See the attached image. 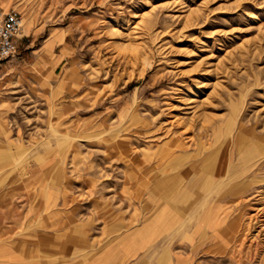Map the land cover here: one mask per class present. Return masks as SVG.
<instances>
[{"label":"rangeland","instance_id":"rangeland-1","mask_svg":"<svg viewBox=\"0 0 264 264\" xmlns=\"http://www.w3.org/2000/svg\"><path fill=\"white\" fill-rule=\"evenodd\" d=\"M0 10V264H264V0Z\"/></svg>","mask_w":264,"mask_h":264},{"label":"built area","instance_id":"built-area-1","mask_svg":"<svg viewBox=\"0 0 264 264\" xmlns=\"http://www.w3.org/2000/svg\"><path fill=\"white\" fill-rule=\"evenodd\" d=\"M23 17L14 10H0V62L11 60L19 50L17 38L23 31Z\"/></svg>","mask_w":264,"mask_h":264}]
</instances>
